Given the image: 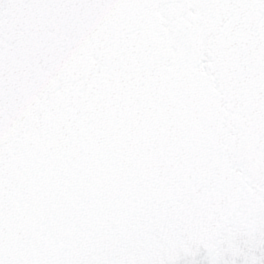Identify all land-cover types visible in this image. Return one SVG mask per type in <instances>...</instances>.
Instances as JSON below:
<instances>
[{
    "label": "snow or ice",
    "instance_id": "obj_1",
    "mask_svg": "<svg viewBox=\"0 0 264 264\" xmlns=\"http://www.w3.org/2000/svg\"><path fill=\"white\" fill-rule=\"evenodd\" d=\"M0 264H264V0H0Z\"/></svg>",
    "mask_w": 264,
    "mask_h": 264
}]
</instances>
